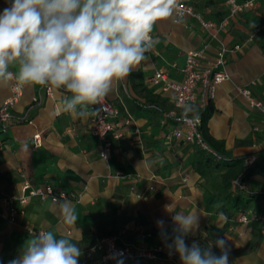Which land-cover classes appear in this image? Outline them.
Segmentation results:
<instances>
[{"label": "crops", "instance_id": "1", "mask_svg": "<svg viewBox=\"0 0 264 264\" xmlns=\"http://www.w3.org/2000/svg\"><path fill=\"white\" fill-rule=\"evenodd\" d=\"M9 4L10 0H0V12ZM194 6L207 20L217 23L226 14L223 0H196ZM173 20L174 15L154 25L152 35L158 43L126 77L112 82L106 98L119 112L116 122L122 136H111L108 160L100 156L103 143L90 134V116L82 119L59 110L60 99L66 94L62 89L23 84V96L11 109L16 123L7 134L0 130L5 144L0 152V198L21 196L25 183L34 188L52 186L67 195L63 200L71 202L77 222L75 228L65 224L58 203L50 200L31 199L16 226L1 217L0 208V264L18 256L29 238L22 230L24 225L73 238L82 248L79 264L86 262V252L92 248L80 244L85 238L96 243L115 238L119 245L161 250L154 264H181L179 256L170 255L165 247L157 221H164L171 236L173 213L187 214L193 209L200 213L199 230L189 235L186 243L191 245L195 240L204 246L224 238L235 255L229 264H264V116L250 108L238 91L249 89L264 102V45L256 42L264 32V0L258 1L255 10L232 20L218 39L193 20L185 24ZM221 44L229 49L231 80L217 88L209 134L224 142L228 159H257L246 170L244 189L234 188L235 179L232 181L230 192L236 207L210 186L225 170L201 176L193 165L198 147L173 138V124L165 123L162 114L173 109L171 93L151 81L157 70L172 64L177 68L171 77L181 81L180 71L190 51L202 50L213 59ZM236 46L241 49L235 50ZM255 80L259 83L252 86ZM47 86L53 89L51 95ZM11 96L12 81L0 83V105ZM26 118L32 123L17 121ZM37 134L39 147L34 144ZM256 195L260 197H253ZM242 211H252L258 218L242 224Z\"/></svg>", "mask_w": 264, "mask_h": 264}, {"label": "clouds", "instance_id": "2", "mask_svg": "<svg viewBox=\"0 0 264 264\" xmlns=\"http://www.w3.org/2000/svg\"><path fill=\"white\" fill-rule=\"evenodd\" d=\"M176 6L177 0H10L0 12V83L15 78L19 84L51 85L66 93L59 102L61 112L82 119L97 115L94 106L108 95L113 80L126 77L146 59L158 43L154 25L172 17ZM189 114L199 119L194 106L186 104L183 118ZM57 203L63 222L75 228L71 202ZM199 219L196 209L173 213L171 236L164 221H157L169 254L178 255L181 264H229L224 238L204 246L186 243L199 230ZM81 256L73 238L44 230L29 232L8 264H79Z\"/></svg>", "mask_w": 264, "mask_h": 264}, {"label": "built area", "instance_id": "3", "mask_svg": "<svg viewBox=\"0 0 264 264\" xmlns=\"http://www.w3.org/2000/svg\"><path fill=\"white\" fill-rule=\"evenodd\" d=\"M259 0H223L226 6V14L220 22L207 20L205 16L194 6L196 0H177V6L174 12V23L185 24L187 20L197 22L203 30L209 32L214 39H218L219 32L229 26L232 20L243 14L255 10ZM235 50H240V46H236ZM229 49L221 44L216 56L213 59L202 50H193L187 54L186 63L182 70V80L176 81L171 77V71L177 66L172 64L169 68L160 69L155 72L151 81L160 86L163 92L171 93L173 109L163 112V120L165 123L173 124L172 136L176 140L192 146L203 148L212 153L217 159H220L212 152L203 142L201 133L202 118L199 115L198 120L192 119L189 114L188 119L183 118V108L186 104H191L197 108L198 112L207 108L216 97L218 86L230 81L231 75L227 71ZM12 96L0 105V130L1 133L7 134L10 127L16 123V118L11 113V109L23 96V84H19L15 78L12 80ZM259 80L251 83L257 86ZM52 87L47 86V94H52ZM239 93L245 97L250 108L259 111L264 116V102L258 100L249 89H238ZM38 103V98L34 99ZM97 115L90 116V134L103 143V150L100 156L103 160H108L111 153L114 139L121 138L119 125L116 119L119 112L115 105L106 97L98 106ZM18 123H32L26 119L17 120ZM35 147L41 145L40 134L34 136ZM4 141L0 138V152L4 149ZM256 157H250L244 160L246 169L252 167L256 163ZM233 187L236 189H244L243 184L236 178L233 181ZM33 198H38L45 202L50 200L57 203L66 199L65 193H58L52 186L32 187L29 183H25L21 196H5L0 198L1 217L11 225H19L18 220L21 215L25 214V206ZM252 211H242L240 213V222L247 224L253 219H257ZM22 230L29 235V232H40L45 229L34 228L29 225L22 226ZM161 250H151L142 246L119 245L115 238H105L97 241V243L86 252V262L84 264H113L119 262L154 264L161 254ZM174 256V255H173Z\"/></svg>", "mask_w": 264, "mask_h": 264}, {"label": "trees", "instance_id": "4", "mask_svg": "<svg viewBox=\"0 0 264 264\" xmlns=\"http://www.w3.org/2000/svg\"><path fill=\"white\" fill-rule=\"evenodd\" d=\"M256 42L261 45H264V32L260 33L257 38ZM216 109L213 103H209L207 108L203 111L199 112V115L202 118V127L201 133L203 137V142L207 145V147L214 152L220 159H217L212 153L209 151L198 147L197 155L194 159L193 165L199 172V174L203 177L207 175L209 172H221L225 170V173L221 175L220 179L214 177L212 179V183L210 184L211 188H213L214 192L219 196L223 197V200L229 201L231 204H236L235 199L230 192L232 187V181L236 178L242 183L244 182L246 176V168L244 167V160H230L228 159V154L225 150V144L223 141L215 140L210 134L208 129V121L211 119L213 114L215 113ZM216 179L219 181H216ZM258 198L260 196L256 195L253 196ZM236 207V205H235ZM96 241L90 238L83 239L80 244H85L88 247H93ZM254 244H249L251 249L254 248ZM216 255L220 254V250L214 249L212 250ZM235 258L234 254L230 253L229 260ZM113 264H140V263H129V262H119Z\"/></svg>", "mask_w": 264, "mask_h": 264}, {"label": "rangeland", "instance_id": "5", "mask_svg": "<svg viewBox=\"0 0 264 264\" xmlns=\"http://www.w3.org/2000/svg\"><path fill=\"white\" fill-rule=\"evenodd\" d=\"M210 4H213V5H214L215 3H214V2H212V3H210ZM218 4H219V2H218ZM252 18H253V17H251V19H252ZM196 149L198 150L199 148H196Z\"/></svg>", "mask_w": 264, "mask_h": 264}]
</instances>
